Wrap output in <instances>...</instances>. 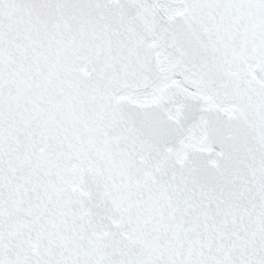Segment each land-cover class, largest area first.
Instances as JSON below:
<instances>
[{"label":"snow or ice","instance_id":"1","mask_svg":"<svg viewBox=\"0 0 264 264\" xmlns=\"http://www.w3.org/2000/svg\"><path fill=\"white\" fill-rule=\"evenodd\" d=\"M0 264H264V0H0Z\"/></svg>","mask_w":264,"mask_h":264}]
</instances>
